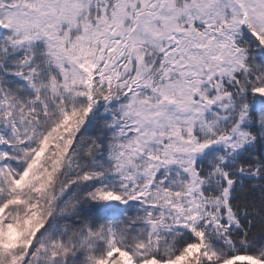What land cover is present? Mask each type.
Returning <instances> with one entry per match:
<instances>
[{
    "label": "snow or ice",
    "instance_id": "obj_1",
    "mask_svg": "<svg viewBox=\"0 0 264 264\" xmlns=\"http://www.w3.org/2000/svg\"><path fill=\"white\" fill-rule=\"evenodd\" d=\"M0 264H264V0H0Z\"/></svg>",
    "mask_w": 264,
    "mask_h": 264
}]
</instances>
